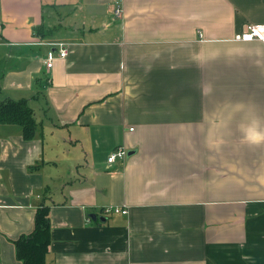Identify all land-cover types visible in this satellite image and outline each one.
<instances>
[{"label":"crops","instance_id":"obj_1","mask_svg":"<svg viewBox=\"0 0 264 264\" xmlns=\"http://www.w3.org/2000/svg\"><path fill=\"white\" fill-rule=\"evenodd\" d=\"M248 24L264 0H0V100L27 99L38 123L32 140L0 125V264H23L14 241L42 207L47 264H264ZM118 148L136 152L109 164Z\"/></svg>","mask_w":264,"mask_h":264},{"label":"trees","instance_id":"obj_2","mask_svg":"<svg viewBox=\"0 0 264 264\" xmlns=\"http://www.w3.org/2000/svg\"><path fill=\"white\" fill-rule=\"evenodd\" d=\"M0 125L21 126L24 138L27 140L34 139L38 127L27 99L0 100ZM50 242L49 210L47 207H42L36 213L34 231L14 241L17 259L23 264H47L46 257Z\"/></svg>","mask_w":264,"mask_h":264},{"label":"built area","instance_id":"obj_3","mask_svg":"<svg viewBox=\"0 0 264 264\" xmlns=\"http://www.w3.org/2000/svg\"><path fill=\"white\" fill-rule=\"evenodd\" d=\"M122 15H123V8L121 4L117 3L114 10V16L120 19L122 18ZM235 40L242 42L260 41L264 43V24H248L245 30L241 34L236 35ZM59 53L61 58H65L68 55V52L64 46H61ZM54 60H55V55L53 52H50L47 60L45 61V65L47 66L48 69L53 68ZM126 157H127V150L118 148L110 155L108 159V163L112 164L115 163L117 160H124L126 159ZM106 213L127 214L128 210L121 209L118 207H113L107 209Z\"/></svg>","mask_w":264,"mask_h":264},{"label":"water","instance_id":"obj_4","mask_svg":"<svg viewBox=\"0 0 264 264\" xmlns=\"http://www.w3.org/2000/svg\"><path fill=\"white\" fill-rule=\"evenodd\" d=\"M135 152L136 151H129V152H127V156L129 157V156L133 155Z\"/></svg>","mask_w":264,"mask_h":264},{"label":"clouds","instance_id":"obj_5","mask_svg":"<svg viewBox=\"0 0 264 264\" xmlns=\"http://www.w3.org/2000/svg\"><path fill=\"white\" fill-rule=\"evenodd\" d=\"M254 142H257V143H259L260 141H259V139H257V140H255Z\"/></svg>","mask_w":264,"mask_h":264}]
</instances>
